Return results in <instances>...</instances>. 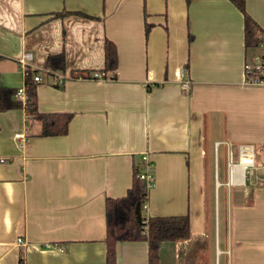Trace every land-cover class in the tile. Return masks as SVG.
I'll use <instances>...</instances> for the list:
<instances>
[{"label":"crops","instance_id":"1","mask_svg":"<svg viewBox=\"0 0 264 264\" xmlns=\"http://www.w3.org/2000/svg\"><path fill=\"white\" fill-rule=\"evenodd\" d=\"M245 10L264 35V0ZM106 39L115 77L84 76L104 71ZM61 52L56 86L46 60ZM261 52L229 0H0V87L38 69V110L72 113L66 134L42 136L23 107L0 112V264H105V201L126 193L144 153L146 215L190 220L157 264H264V88L243 69ZM147 249L117 241L115 264H149Z\"/></svg>","mask_w":264,"mask_h":264},{"label":"trees","instance_id":"2","mask_svg":"<svg viewBox=\"0 0 264 264\" xmlns=\"http://www.w3.org/2000/svg\"><path fill=\"white\" fill-rule=\"evenodd\" d=\"M243 15L244 44L246 48L259 46L263 34L257 23L246 13L245 0H229ZM67 11L56 13V16L67 14ZM149 25L145 24V34ZM118 66L117 49L110 40H105L104 71L115 77ZM46 74L65 72L64 54H51L46 60ZM40 70L28 66L24 70V100L17 99V89L0 87V112L14 108H24L26 113L40 123L42 136L66 134L72 113L40 112L37 107V85L34 75ZM83 76V75H82ZM84 76H88L84 75ZM77 77V76H76ZM54 85L59 86V83ZM143 162L132 164L131 183L126 193L120 197L107 198L105 201V264L116 263L115 244L117 241L147 242L149 264H157L159 249L165 241H176L190 235V220L187 214L171 216H147L145 213L148 189L145 181L139 177Z\"/></svg>","mask_w":264,"mask_h":264},{"label":"built area","instance_id":"3","mask_svg":"<svg viewBox=\"0 0 264 264\" xmlns=\"http://www.w3.org/2000/svg\"><path fill=\"white\" fill-rule=\"evenodd\" d=\"M262 49V52L259 56H257L253 62H245L244 63V83L249 86H259L264 88V35L262 40L259 44ZM26 58H29V54H26ZM182 75V89L184 91H188L191 87V81L189 80L186 71L183 69L181 71ZM56 82L62 84L65 77L63 73L57 72L56 73ZM89 78L92 79H108L111 78L105 71H93L88 74ZM35 81H40L41 77L38 74L34 75ZM15 97L20 100H24L25 93H24V86L17 89V93ZM16 137H20L19 133L15 134ZM238 164L241 165L245 169H251L254 167L255 163V155L253 146L250 144H240L238 147ZM141 161L143 162V169L139 173V177L145 181L146 188L149 189L153 186V176H152V164L148 159V155L146 153L142 154L140 157ZM18 242H21V239H18Z\"/></svg>","mask_w":264,"mask_h":264},{"label":"rangeland","instance_id":"4","mask_svg":"<svg viewBox=\"0 0 264 264\" xmlns=\"http://www.w3.org/2000/svg\"><path fill=\"white\" fill-rule=\"evenodd\" d=\"M221 159H222V157H221V154H220V156H219L220 166H221ZM221 191H222V188H220V191H219L220 195H221Z\"/></svg>","mask_w":264,"mask_h":264}]
</instances>
